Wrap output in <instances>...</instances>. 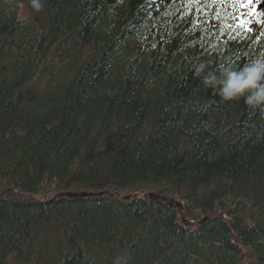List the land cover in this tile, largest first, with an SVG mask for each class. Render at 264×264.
I'll return each mask as SVG.
<instances>
[{"label":"trees","instance_id":"obj_1","mask_svg":"<svg viewBox=\"0 0 264 264\" xmlns=\"http://www.w3.org/2000/svg\"><path fill=\"white\" fill-rule=\"evenodd\" d=\"M14 2L0 0V264H61L65 243L112 257L94 264H264V110L195 72L264 58V20L239 27L240 0H44L36 22ZM139 191L211 220L183 230L173 207L94 198Z\"/></svg>","mask_w":264,"mask_h":264},{"label":"clouds","instance_id":"obj_2","mask_svg":"<svg viewBox=\"0 0 264 264\" xmlns=\"http://www.w3.org/2000/svg\"><path fill=\"white\" fill-rule=\"evenodd\" d=\"M29 4L36 13L44 8V0H29ZM206 67L201 63L195 69L204 89L214 90L222 102L242 99L246 107L264 110V58L251 60L239 68H224L219 73H205Z\"/></svg>","mask_w":264,"mask_h":264},{"label":"bare ground","instance_id":"obj_3","mask_svg":"<svg viewBox=\"0 0 264 264\" xmlns=\"http://www.w3.org/2000/svg\"><path fill=\"white\" fill-rule=\"evenodd\" d=\"M238 131V129L232 131L233 133H236ZM238 133V132H237ZM237 133L235 134L237 136ZM242 196L241 199H245L246 196L245 194L240 195ZM52 198H54L53 196H51ZM229 197H233L230 196V194L228 195L226 192H220L218 193L217 196H215L214 198L218 201V199H228ZM238 204V203H237ZM0 211H2V209L0 208ZM173 225V224H172ZM123 231H125L123 228L119 229L116 232H111L110 234H108L111 238H113V240L115 242H120V243H124V236H123ZM137 239L132 242V245L138 244V247L140 245V243H142V245H146L148 243V241H150L151 238H149L145 233L140 232V230L138 229L137 232ZM109 239V237H108ZM141 241V242H140ZM65 248H64V252H62L61 254H58V258H61V264H72L76 261H81L83 264H94L93 262V251L97 250V258L100 261H105L108 260L109 258H112L106 251H103L102 249L99 248H95L94 250L91 249L92 252L81 249L79 247L74 246L71 243L66 244L65 243ZM146 252H150L151 248L149 246H145ZM150 250V251H149ZM160 252H162V250H160ZM131 253V252H130ZM153 254L157 255L158 254V249H153ZM119 257H114V261L117 262ZM106 262V261H105ZM109 263V262H108Z\"/></svg>","mask_w":264,"mask_h":264},{"label":"rangeland","instance_id":"obj_4","mask_svg":"<svg viewBox=\"0 0 264 264\" xmlns=\"http://www.w3.org/2000/svg\"><path fill=\"white\" fill-rule=\"evenodd\" d=\"M9 2H14V0H8ZM14 8L16 10L17 16L20 19H25V18H34V20L36 22H39L41 19V15L39 16L38 13L34 12L32 8L24 6L22 4H20L17 0H15L14 2ZM264 10V0H244V6L243 9L240 13V18L239 21L240 22H244L247 23L248 25L251 24V19L253 17L254 14H256L257 12H262ZM40 24V23H39ZM149 193H155V191H139L138 193H135L137 196H144V195H148ZM58 193H54L55 198L57 196ZM10 195V194H9ZM52 193L46 194L45 196H43V198L46 199H51ZM119 196H125V194H119ZM6 197L5 194L3 192H0V198H4ZM23 199H40V197L42 196H34V197H29L27 195L25 196H21ZM54 197V196H53ZM172 197V198H170ZM121 198V197H120ZM168 198H170V200L166 201L167 203H179L185 204V202H181V199H178L177 197H173V196H169ZM227 222V220L225 221ZM248 251V250H247ZM254 260H245V262L243 264H254Z\"/></svg>","mask_w":264,"mask_h":264},{"label":"snow or ice","instance_id":"obj_5","mask_svg":"<svg viewBox=\"0 0 264 264\" xmlns=\"http://www.w3.org/2000/svg\"><path fill=\"white\" fill-rule=\"evenodd\" d=\"M244 26H245V25H243V24L241 25V27H244ZM246 30H247V28H246Z\"/></svg>","mask_w":264,"mask_h":264}]
</instances>
